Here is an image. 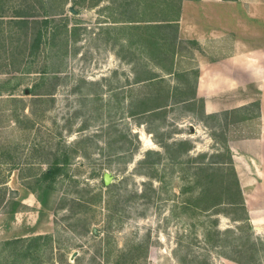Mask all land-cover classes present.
<instances>
[{
	"label": "rangeland",
	"instance_id": "rangeland-1",
	"mask_svg": "<svg viewBox=\"0 0 264 264\" xmlns=\"http://www.w3.org/2000/svg\"><path fill=\"white\" fill-rule=\"evenodd\" d=\"M21 3L17 7L20 13L27 11L36 17L29 18L26 25L16 24L14 44L10 45L12 38L4 32L14 31V25L1 26L0 80L22 86L17 91L20 102L13 104L19 116L17 125L10 118V104L0 102V163L30 162L34 166L23 168L22 175L37 173L39 177L61 151L70 155L66 175L57 179L47 195L35 186L33 178L24 182L40 201L46 198L45 208L52 217L53 239L46 245L40 243L43 261L195 264L197 256H204L212 264H237L222 256L223 248H211L204 241L205 228L215 218L213 227L221 233L216 239L223 243L241 244L248 234L252 240L264 241L257 226L248 231L245 224L234 221L241 215L239 210L224 206L211 215L186 207L187 200L198 194L190 174L195 164L188 162L187 156L181 157L180 164L165 158L153 170L141 164L147 151L165 154L160 143L190 141L189 156L196 157L214 153L223 138L245 133L238 126L220 129L213 121L204 126L197 119L202 117L197 104L144 111L150 108L152 90L180 86L181 81L166 76L161 83H136L144 70L157 69L151 64L147 67L138 54L129 64L132 54L121 48L117 33L108 39L107 29L112 27L107 25L111 23L109 15L125 14L123 1ZM58 3L61 6H56ZM45 10L53 22L47 26L40 50L31 56V40ZM101 22L105 23L102 31ZM66 25L70 36L64 44ZM14 46L15 54L10 52ZM180 48L188 52L185 45ZM0 169L3 177L10 166ZM106 172L112 177L108 186L103 184ZM259 257L264 264V249Z\"/></svg>",
	"mask_w": 264,
	"mask_h": 264
},
{
	"label": "crops",
	"instance_id": "crops-1",
	"mask_svg": "<svg viewBox=\"0 0 264 264\" xmlns=\"http://www.w3.org/2000/svg\"><path fill=\"white\" fill-rule=\"evenodd\" d=\"M121 1V6L127 5V10L125 14L109 15L111 23L107 25L112 27L107 29L108 39H114L112 34L116 32L115 38L121 48H125V53H144L149 47L145 41V25H148L150 14L143 5L136 14V0ZM21 4V0H0V41L2 24L14 25V31H4L13 40H8L10 45L14 44L16 24H22L17 9ZM163 6L164 2L159 0L158 20ZM175 19L178 50L174 68L178 73H197L196 78L191 73L190 89L194 92L195 103L201 104L202 113L218 115L250 109L249 118L229 124L238 126L245 134L228 138L227 146L249 222L264 234V0H178ZM104 24H100L101 31ZM134 25L139 26L135 28ZM31 42L30 55L33 39ZM181 45H185L188 52H183ZM10 49L15 54L16 46ZM132 55L127 61L129 64L134 62ZM21 86L0 80V102L10 104L8 112L15 125L19 116L13 104L20 102L17 91ZM28 94L25 90V95ZM254 103H258V107H250ZM197 119L204 125L199 117ZM0 166H10L6 175L0 177V264H57L55 258L43 261L38 249L31 250L28 257L22 255L33 239L41 237L47 243L53 239L50 212L32 187L24 183L29 178L35 181L39 174L24 177L21 173L26 170L23 168L32 169L34 165L30 162L11 164L6 160Z\"/></svg>",
	"mask_w": 264,
	"mask_h": 264
},
{
	"label": "trees",
	"instance_id": "trees-1",
	"mask_svg": "<svg viewBox=\"0 0 264 264\" xmlns=\"http://www.w3.org/2000/svg\"><path fill=\"white\" fill-rule=\"evenodd\" d=\"M158 1L159 0H136L135 13L137 14L139 7L143 5L145 11L150 14L148 18L149 22H146L148 25H145V41L149 47L147 51L138 55L148 61L147 67L151 64V66L157 69V71L153 69L144 70L142 74L137 76L136 83H161L165 81L166 76H169L175 77L177 80L180 78L181 84L179 83L180 86L169 87L168 85L152 90L149 94L150 108L144 109L145 112L164 111L170 106L180 103L196 104L194 92L190 89V78L192 77L191 73L195 78L197 73L193 71H191V73H178L174 68L175 55L178 50V25L175 19L176 1L178 0H160L164 2L162 14L161 16L159 15L160 20L157 19L159 18L157 14L159 8ZM56 6H61V3H58ZM18 13L24 25L28 23L29 18L36 17L33 13H28L27 11ZM42 13L44 14V19L39 22V28L34 35L31 56L35 55L40 50L44 33L47 32V26L50 22H53L50 18L51 14L48 13L47 10ZM134 26L136 28L139 25ZM62 33L64 44H66V37L68 36L67 25L66 27L64 26ZM135 55L136 53L133 54V57H135ZM141 106L144 108V104ZM250 107H258V103H254ZM201 108L202 106L200 109ZM249 111V107H246L218 115H204L202 110H200L201 114H203L200 120L205 126H210L207 121H213L214 125H217L216 127L225 129L229 124L249 118ZM134 114L135 113L132 115ZM160 145L164 148L165 154H161L158 151H147L145 153V158L141 162L142 165L153 170L155 166L165 158H169L174 164H180L182 163V156H187V161L190 163L194 162L195 164L191 167L190 174L192 184L198 188V194L195 197H191L192 199L189 198L187 200L186 207L193 208L196 210L195 212L198 213H209L211 215L220 213L222 211L221 208L224 206L232 207L241 212V215L234 219V221L245 224L248 231L252 230V225L249 222L248 214L244 206L240 184L225 138H223L219 148L216 149L214 153H201L196 157L189 156V152L193 148V144L190 141H173L171 143H160ZM69 161L70 155L65 151H61L59 155L55 156L51 163L48 164L47 169L35 179V186L42 187L43 192L47 195L48 192L53 189V184L57 179L60 176L66 175ZM181 191L184 192L186 189L181 188ZM45 201L46 198L40 201L44 207L46 205ZM209 223L210 226L205 228L206 230L204 233V241L206 244L210 245L211 248L217 246V248H223L224 251L221 252L222 256L234 263L260 264L259 253L261 249H264V241L252 240L251 234H248L245 242L241 244H234L231 241L223 243L216 239L221 235V233L213 227L217 224V219H211ZM228 232L230 233V231H227V233ZM42 240L41 237L33 239V242L28 244L23 250L22 255L28 257L31 255V250L35 251L36 249L40 252V243ZM43 241L42 245H46L47 242L45 240ZM195 260V264H212L208 257L204 256L202 258L197 256Z\"/></svg>",
	"mask_w": 264,
	"mask_h": 264
},
{
	"label": "water",
	"instance_id": "water-1",
	"mask_svg": "<svg viewBox=\"0 0 264 264\" xmlns=\"http://www.w3.org/2000/svg\"><path fill=\"white\" fill-rule=\"evenodd\" d=\"M72 11H74V10H72ZM111 181H112V177H111V175L109 174V173H104V175H103V184L105 185V186H108L110 183H111ZM258 229V228H257ZM76 255V253H73V257Z\"/></svg>",
	"mask_w": 264,
	"mask_h": 264
},
{
	"label": "bare ground",
	"instance_id": "bare-ground-1",
	"mask_svg": "<svg viewBox=\"0 0 264 264\" xmlns=\"http://www.w3.org/2000/svg\"><path fill=\"white\" fill-rule=\"evenodd\" d=\"M146 143H148V144L150 145L151 142H150L149 140H146ZM146 145H147V144H146Z\"/></svg>",
	"mask_w": 264,
	"mask_h": 264
}]
</instances>
